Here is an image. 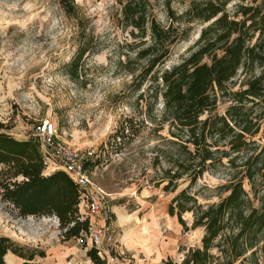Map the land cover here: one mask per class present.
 I'll list each match as a JSON object with an SVG mask.
<instances>
[{
	"label": "trees",
	"instance_id": "trees-1",
	"mask_svg": "<svg viewBox=\"0 0 264 264\" xmlns=\"http://www.w3.org/2000/svg\"><path fill=\"white\" fill-rule=\"evenodd\" d=\"M174 2L116 0L113 6V22L127 36L116 69L130 75L135 107L145 102L142 121L156 133L166 128L149 147V164L159 172L148 181L175 192L169 215L187 227L182 216L190 213L191 227L203 230L200 245L187 248L179 261L167 258L162 264H256L257 250L264 257V139L262 144L255 139L261 133L264 138V0H187L181 12ZM58 5L77 27L76 52L66 64L69 78L77 80L80 59L94 53L91 18L74 0ZM194 25L201 27L188 54L165 67L173 46L186 40ZM128 123L108 140L115 151L134 139L121 138L132 119ZM217 166H228L226 182L215 188L216 201L202 203L193 186ZM44 169L31 138L0 131L1 199L20 216L55 215L66 237H81L88 220L79 215L77 185L62 170L45 174ZM9 251L22 264H43L34 261L43 251L0 236V264H7ZM87 255L93 264H105L93 246Z\"/></svg>",
	"mask_w": 264,
	"mask_h": 264
},
{
	"label": "rangeland",
	"instance_id": "rangeland-1",
	"mask_svg": "<svg viewBox=\"0 0 264 264\" xmlns=\"http://www.w3.org/2000/svg\"><path fill=\"white\" fill-rule=\"evenodd\" d=\"M115 1L74 0L91 18L94 53L83 55L78 63L80 75L73 80L66 64L76 52L77 27L74 19L64 16L58 0H0V131L18 140L33 138L35 126L48 118L66 146L85 159H99L89 167L84 163L92 188L100 194V208L98 217L91 219L78 206L81 219L88 220L87 233L81 237H66L55 215L20 216L0 197V236L43 251V257L35 258L37 263L93 264L87 255L92 248L88 241L91 223L92 227L106 225L112 236L103 246L105 252L98 253L94 247L105 264L179 261L187 248L200 245L203 235L202 228L191 227L190 213L182 216L187 227L176 215L168 214L175 192H164L162 184L148 181L159 172L149 164V147L159 138L157 134L166 135V128L156 133L154 125L142 121L146 104L142 101L135 107L137 94L131 91V77L116 69L117 53L127 36L113 22ZM186 1L175 0L173 6L181 12ZM233 4L227 5L229 11ZM200 27L194 25L190 36L173 46L165 67L188 54ZM224 107L222 103L218 110ZM131 119L132 127L121 138L134 139L119 152L110 148L108 140L120 124L128 127ZM261 135L255 138L260 144ZM41 157L45 174L62 170L55 160L45 163ZM228 174V166H217L199 179L192 189L200 194L199 201H216L215 188L226 182ZM256 257V264H264L262 252L257 250ZM4 260L23 262L10 251Z\"/></svg>",
	"mask_w": 264,
	"mask_h": 264
},
{
	"label": "built area",
	"instance_id": "built-area-1",
	"mask_svg": "<svg viewBox=\"0 0 264 264\" xmlns=\"http://www.w3.org/2000/svg\"><path fill=\"white\" fill-rule=\"evenodd\" d=\"M31 139L40 147L39 152L46 160L45 163H48L50 159L55 160L56 167L61 168L75 182L80 195L79 209L91 219L98 217L100 194L92 188L88 170L84 166L87 159L76 149L66 146L57 137L56 127L48 118L40 120V123L35 126ZM111 239L112 236L106 225L92 227L91 223L88 241L90 246L98 250V253L106 251L103 246Z\"/></svg>",
	"mask_w": 264,
	"mask_h": 264
}]
</instances>
